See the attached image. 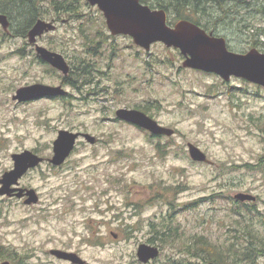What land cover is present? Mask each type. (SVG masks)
Instances as JSON below:
<instances>
[{"label": "rangeland", "instance_id": "1", "mask_svg": "<svg viewBox=\"0 0 264 264\" xmlns=\"http://www.w3.org/2000/svg\"><path fill=\"white\" fill-rule=\"evenodd\" d=\"M64 1L77 6L74 14L57 15L50 0L41 2L42 18L58 22L38 43L66 59L73 80L86 67L78 81L92 83L65 87L69 102L13 101L21 87L60 85L62 74L34 60V46L13 22L10 36L0 27V178L12 169V154L50 158L60 130L97 142L79 141L63 169L43 163L24 176L38 204L0 196V264H48L46 251L68 247L81 248L88 264H141L137 248L153 237L162 247L150 264H248L227 255L231 246L245 248L249 234L264 235V90L245 84L237 96L222 94L218 77L182 67L178 49L155 43L145 52L132 38L111 35L96 6ZM217 1L221 9L205 3L194 19L225 37L232 51L264 52V0ZM119 108L143 111L175 135L150 139L115 121ZM187 143L213 165L193 162ZM239 193L256 201L236 202ZM162 230L164 236L155 234ZM263 263L259 256L256 264Z\"/></svg>", "mask_w": 264, "mask_h": 264}, {"label": "water", "instance_id": "2", "mask_svg": "<svg viewBox=\"0 0 264 264\" xmlns=\"http://www.w3.org/2000/svg\"><path fill=\"white\" fill-rule=\"evenodd\" d=\"M91 6H97L102 12L106 26L113 36H128L134 44L145 51L155 43H162L167 48L178 49L184 57L182 67L214 73L225 80L231 75L241 77L247 81L264 87V54L252 49L245 54H235L227 50L225 40L222 37H214L207 34L198 26L179 21L173 27L166 24L164 11L151 10L139 0H86ZM9 20L0 14V26L6 32ZM54 23L37 21L27 33L28 43L34 44L36 38L42 34L55 30ZM36 53L49 65L63 74H67L69 67L64 57L56 52L37 46ZM65 92L60 87H51L42 84L21 87L16 90L13 100L27 102L44 96H60ZM116 117L122 121L133 124L152 135L172 136L174 130L162 127L156 121L137 110L119 109ZM79 137L93 144L95 138L89 134L74 133L66 130L58 132L53 143V156L50 163L54 166L61 165L74 149ZM189 156L192 161L208 163L206 155L197 147L188 144ZM13 168L5 172L0 178V196L22 199L25 197L26 205L36 204L38 195L34 189L17 188L18 180L28 172L42 164L43 159L29 150H25L11 156ZM240 202L254 201L250 194L239 193L234 196ZM58 256L74 260L73 255L61 254ZM159 256L155 247L142 244L138 247L136 257L138 262L147 264ZM4 264H8L7 262ZM212 264V263H210Z\"/></svg>", "mask_w": 264, "mask_h": 264}, {"label": "flooded vegetation", "instance_id": "3", "mask_svg": "<svg viewBox=\"0 0 264 264\" xmlns=\"http://www.w3.org/2000/svg\"><path fill=\"white\" fill-rule=\"evenodd\" d=\"M240 1H242V0H240ZM62 3H65V1L63 0L62 1ZM143 5H146V6H148L151 10H157V11H164L165 12V14H166V24L169 26V27H173L177 22H179V21H187V22H190V23H192V24H194V25H196V26H198L199 28H201L202 30H204L207 34H209V35H212V36H214V37H222L224 40H225V44H226V47H227V50L229 51V52H232V53H235V54H245V53H247V52H249L250 50H252V49H256L259 53H261V54H264V52H261V51H259L257 48H252V49H250L249 51H247V52H235V51H232L231 49H230V47H229V45H228V41H227V39L225 38V37H223V36H221V35H217V34H215V32H214V30H212V29H210V28H208V27H206V26H203V25H201L198 21H196L194 18V21L195 22H192V21H190V20H187V19H175V17L167 10V9H165V8H153V6L152 5H149L148 3L147 4H143ZM203 8V7H202ZM199 12H204V8L203 9H201L200 11H197V12H195L193 9H192V13L194 14H191V15H193V17L197 14V13H199ZM0 14H3V15H5L6 17H7V19L9 20V27H8V31H4L3 33H5L7 36H10V35H12L13 33H11V31H13V29H12V20L10 19V16L9 15H7L5 12H2V11H0ZM55 15V14H54ZM169 16H172V18L174 19V21H175V23L174 24H170V18H169ZM39 20H41V21H44V22H46V23H50V22H52V23H54V25L56 26V23L58 22V18H51V20L50 21H46V20H44V17L43 18H40V19H37L36 21H35V23L37 22V21H39ZM63 21H65V20H63ZM198 24H197V23ZM34 23V24H35ZM1 27V26H0ZM2 28V27H1ZM250 29V28H249ZM14 31H16L17 32V34L18 35H21V31H19V30H17V29H15ZM53 31H55V30H53ZM240 31H242V32H244L245 30H240ZM50 32H52V31H50ZM50 32H47V33H50ZM248 32H249V30H248ZM28 33V32H27ZM47 33H44V34H47ZM44 34H42V36L44 35ZM257 34L258 35H261V32L260 31H258L257 32ZM4 35V34H3ZM42 36H40V37H38V38H36V42L34 43V44H32L33 46H34V49H35V52H36V47L37 46H40V47H43V48H45V49H47L48 51H50V52H53V51H51V50H49L48 48H46L45 46H42V45H39V43H38V39L39 38H41ZM118 36H120V35H118ZM122 36V35H121ZM98 44V43H97ZM142 49V48H141ZM145 51V50H144ZM146 52V51H145ZM180 52V51H179ZM181 54V53H180ZM35 58L36 59H34L35 61H38V63L39 64H42V65H47L48 67H50V68H52V69H54V70H56L55 68H53L51 65H49L48 63H46L37 53L35 54ZM183 57V56H182ZM65 60V62H66V59H64ZM183 60H184V57H183ZM66 64L68 65V63L66 62ZM68 67H69V65H68ZM77 69H79V72H78V77L75 79V80H73V78H71V76H70V73L72 72V74H74V72L75 71H71L70 70V67H69V71H68V73L67 74H63L62 72H60L59 70H56V71H58V72H60L61 74H62V79H61V84L60 85H58V86H52V85H47V84H42V85H46V86H51V87H60L64 92H65V94L64 95H60V96H55V97H50V96H44V97H42V98H38V99H35V100H31V101H27V102H18V100H13V101H15V102H17V103H20V104H28V103H30V102H34V101H38V100H49V101H53V100H56V101H61V102H69L70 101V93H68L69 91L67 90V89H65V87H68L69 88V86H70V88H71V85H70V82L72 83V82H74L75 84H76V89L78 90L80 87H84V88H86L85 87V85H91V83H92V78H91V80L90 79H88V77L86 78V79H84L83 81H78L85 73H87V71H82V69L81 68H77ZM84 69H86L87 70V68L86 67H84ZM185 69V68H184ZM189 70H192V69H189ZM194 71H197V70H194ZM83 72V73H82ZM197 72H201V73H204V74H210V75H215L216 77H218L217 79H219V88H220V92L222 93V94H226V95H228V96H237V94L238 93H243V87H244V85L245 84H250V85H252V86H254V87H257V88H259V89H261V90H264V87L262 86V85H259V84H256V83H253V82H250V81H247L246 79H244V78H241V77H237V76H234V75H231L229 78H228V80H225V79H223L222 77H220V76H218L217 74H214V73H205V72H202V71H197ZM90 74H88V76H89ZM92 75V74H91ZM236 83H239L240 85H236ZM36 84H41V83H34V84H31V85H27V86H32V85H36ZM25 87V86H24ZM18 90V89H17ZM91 90V89H90ZM89 91V90H88ZM16 92V91H15ZM12 97H13V95H12ZM119 109H127V110H137V109H128V108H119ZM119 109H117V110H119ZM116 110V111H117ZM137 111H139V112H142L143 114H145L146 116H148L149 118H151V119H153L154 121H156L154 118H152L151 116H149V115H147L145 112H143V111H140V110H137ZM114 120L115 121H117V120H119L120 122H124V123H126V124H130V123H128V122H125V121H122V120H120V119H118L117 117H116V112H115V118H114ZM157 122V121H156ZM157 124L158 125H160V126H162L161 124H159L158 122H157ZM130 125H132V126H134V127H136V128H138V129H140V130H143V129H141V128H139V127H137V126H135V125H133V124H130ZM163 127V126H162ZM61 131V130H60ZM66 131H68V130H66ZM143 131H145V132H147L148 133V135H149V138L150 139H157V138H160V137H167V138H170V137H172V136H165V135H152L150 132H148V131H146V130H143ZM71 132V131H70ZM77 133H80V132H77ZM81 134H85V133H81ZM174 135H175V131H174ZM173 135V136H174ZM58 136V135H57ZM57 138V137H56ZM95 138V137H94ZM56 140V139H55ZM55 140H53L52 141V156H53V143H54V141ZM82 140H84V141H86L83 137H79L78 139H77V141H76V143H75V145H74V149L76 148V146L78 145L77 143L79 142V141H82ZM87 142V141H86ZM96 142H97V139L95 138V142L93 143V144H91V143H89V142H87L89 145H95L96 144ZM188 144H192V143H187V152H188V155H189V150H188ZM192 145H194V144H192ZM195 146V145H194ZM195 147H197V146H195ZM198 148V147H197ZM74 149L72 150V152L74 151ZM25 151V150H24ZM30 151V150H29ZM23 152V151H22ZM31 152H33V151H31ZM72 152L69 154V156L64 160V162L61 164V165H59V166H54V165H52L51 163H50V159H52V156L50 157V158H43V157H41V156H39L37 153H35V152H33L35 155H37V156H39L40 158H42L43 159V162H42V164L43 163H47V164H49L50 166H52V167H56V168H64L66 165H67V163H68V159L70 158V156H71V154H72ZM21 153V152H20ZM204 153V152H203ZM15 154H18V153H15ZM13 155V154H12ZM11 155V156H12ZM190 157V156H189ZM207 157V156H206ZM207 160L209 161L208 163H205V164H209V165H213V162L212 161H210L209 159H208V157H207ZM193 162H195V161H193ZM196 163H198V162H196ZM204 163V162H203ZM42 164H40L38 167H40ZM66 164V165H65ZM65 165V166H64ZM38 167H36V168H38ZM36 168H34V169H31V170H28V172L26 173V174H24L19 180H18V184H17V188H20V189H33V188H30L29 186H25V185H23L22 183H21V180L24 178V176L25 175H27L29 172H31L32 170H36ZM10 171V170H9ZM5 173V172H4ZM3 173V174H4ZM2 174V175H3ZM2 177V176H1ZM36 191V190H35ZM246 194V193H245ZM254 197V196H253ZM12 198H14V197H11L10 199H12ZM19 201H22L23 202V204L24 205H26L25 203H24V201H25V197L24 198H22V199H18ZM234 200H235V198H234ZM236 202H239V201H237V200H235ZM256 201V197H255V200L254 201H245V202H240V203H248V202H255ZM38 202H39V199H38ZM38 202L36 203V204H38ZM36 204H32V205H36ZM247 205V204H246ZM26 206H30V205H26ZM100 233V231H99V228L97 229V232H96V235H95V237H97V235ZM155 234H158V235H161V236H164L165 235V232L162 230V231H155ZM110 235L112 236V238L113 239H117V241H119V235H118V233H115V232H113V231H110ZM86 237H88L87 236V234H86ZM85 238V237H84ZM92 239H94V237H92ZM84 240H86V238L84 239ZM157 240V237H153L152 239H149V240H147V243H141L140 245H142V244H145V245H148V246H151V247H155V248H157L158 249V251H159V256H158V258L160 257V254H161V248L160 247H162L161 246V244L159 245V244H156L155 243V241ZM85 244V243H84ZM83 245V244H82ZM139 245V246H140ZM138 246V247H139ZM234 249L236 250V248H235V246H234ZM137 250H138V248H137ZM56 252H59V253H61V254H69V255H73L74 256V260H72V259H69V258H63V257H61V256H58L57 254H56ZM137 253V252H136ZM45 256L48 258V260H49V263L48 264H88L86 261H85V259L81 256V248H74V247H68V248H62V249H60V248H53V249H49L48 251H46V254H45ZM227 256H229V253H228V255ZM158 258H156V259H154L153 261H155V260H157ZM185 258H183V259H175V258H173V259H168L167 261H166V263L165 264H199V263H197V262H191V261H187L186 263L184 262V261H186V259L184 260ZM231 259H232V257H231ZM27 261H29L30 259H26ZM204 262H206L207 261V263L206 264H210V263H212V264H215V263H213V262H209V261H212V260H209V259H207V258H203L202 259ZM8 263V264H29V262L27 263L25 260H20V261H15L14 259H12V260H6V261H3L1 264H4V263ZM152 261H150V262H148L147 264H150ZM142 264V263H141Z\"/></svg>", "mask_w": 264, "mask_h": 264}, {"label": "trees", "instance_id": "4", "mask_svg": "<svg viewBox=\"0 0 264 264\" xmlns=\"http://www.w3.org/2000/svg\"><path fill=\"white\" fill-rule=\"evenodd\" d=\"M48 0H0V11L5 12L12 19L15 28L21 31V34L24 36L27 34L28 29L35 23L37 19L42 18L44 12L42 11L40 5L41 2ZM52 7L55 9V13L60 15L63 12H71L74 14L77 10L72 3L67 6L62 1L59 0H50ZM142 4H147V0H139ZM154 5L158 8L167 9L175 19H187L192 22L194 21L192 9L197 12L201 10V6L205 3L213 2L218 8L219 2L217 0H151ZM46 14V13H45ZM193 14V15H191ZM197 23V22H196ZM198 24V23H197ZM19 26H21L19 28ZM19 28V29H18ZM82 71H87L84 68H81ZM83 73V72H82ZM72 87H76L74 82H70ZM251 240L248 241V244L245 248H242L239 252L235 250L233 246L231 249H228L229 254H233L232 257L238 259L240 263L256 264L257 258L264 257V235H260L258 232H255L254 235L249 234ZM255 243V244H252ZM254 246V247H252ZM221 253L217 254L219 256ZM218 264H221V261H216ZM264 264V263H263Z\"/></svg>", "mask_w": 264, "mask_h": 264}]
</instances>
